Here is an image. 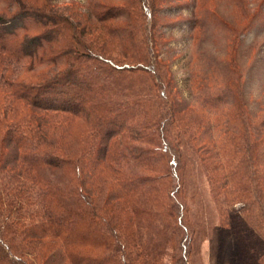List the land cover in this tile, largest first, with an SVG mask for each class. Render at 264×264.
<instances>
[{
	"label": "trees",
	"instance_id": "obj_1",
	"mask_svg": "<svg viewBox=\"0 0 264 264\" xmlns=\"http://www.w3.org/2000/svg\"><path fill=\"white\" fill-rule=\"evenodd\" d=\"M7 2L16 10L0 14V264H185L184 170L197 165L219 204L218 262L263 264L251 228L264 201V133L235 98V68L207 94L195 81V107L177 98L171 62L148 38L109 46L120 27L104 22L121 8L76 23L45 2ZM204 102L225 108L210 117ZM171 241L181 246L166 260Z\"/></svg>",
	"mask_w": 264,
	"mask_h": 264
},
{
	"label": "rangeland",
	"instance_id": "obj_2",
	"mask_svg": "<svg viewBox=\"0 0 264 264\" xmlns=\"http://www.w3.org/2000/svg\"><path fill=\"white\" fill-rule=\"evenodd\" d=\"M7 1L0 0V14H9L16 10V7L9 5ZM24 1L34 5L45 2L48 9L67 15L76 23L81 19L84 21L92 12L103 14L109 8H121L118 17L104 22V25L120 27L115 32L120 35L114 38L116 44L109 46L120 47L129 44L128 35H125L129 33L135 36L131 41L133 44L142 38H148L151 46L156 44L155 54L158 57L166 56L171 62L174 91L180 93L177 98L186 95L187 100L195 107L200 104L197 99L203 102L195 89V81L197 85L203 82L204 94H207L214 88L222 87L229 70L235 68L233 78L238 81L240 91L235 98L243 102V109L248 116L257 118L256 131L264 133V0ZM90 23L98 24L92 16ZM79 25L82 28L83 23ZM123 26H128L126 33L121 29ZM40 31L41 29L34 30L30 34ZM75 31L84 41L90 38L88 34H83L81 29ZM122 34L124 35L121 36ZM38 67L45 66L40 64ZM50 69L54 70L55 67ZM204 105L206 110L210 111L207 113L210 117L215 116V111L221 112L225 108L214 109L205 102ZM74 124L84 126L82 119ZM162 169L170 174L175 185L177 177L174 175V167L163 165ZM184 177V198L188 205L185 218L193 230V238L190 240L191 253L185 264H220L217 260L219 204L212 196L206 173L200 165L195 169H185ZM259 205L263 208V215L260 214ZM252 221V244L257 246L255 255L261 253L264 260V201L254 203ZM180 246L179 243L174 245L171 241L167 248L166 260L175 252L178 254ZM177 258L178 264L185 260L178 255Z\"/></svg>",
	"mask_w": 264,
	"mask_h": 264
}]
</instances>
